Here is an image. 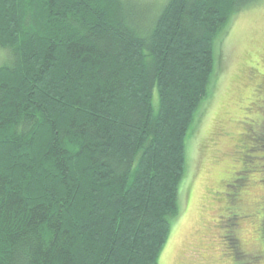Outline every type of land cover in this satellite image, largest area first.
Here are the masks:
<instances>
[{"label":"trees","instance_id":"obj_1","mask_svg":"<svg viewBox=\"0 0 264 264\" xmlns=\"http://www.w3.org/2000/svg\"><path fill=\"white\" fill-rule=\"evenodd\" d=\"M260 1L0 0V264H158L217 41Z\"/></svg>","mask_w":264,"mask_h":264},{"label":"rangeland","instance_id":"obj_2","mask_svg":"<svg viewBox=\"0 0 264 264\" xmlns=\"http://www.w3.org/2000/svg\"><path fill=\"white\" fill-rule=\"evenodd\" d=\"M227 28L216 44L217 70L195 114L180 208L158 264H264V257L249 255L233 260L228 248L234 235L246 253H264V151L253 152L245 162L238 154L244 132H253L259 117L264 119L249 108L262 105L264 110V83L255 80L264 74V0L244 8ZM8 59L0 48V66ZM263 132L257 135L264 139ZM237 192L238 203L232 198Z\"/></svg>","mask_w":264,"mask_h":264},{"label":"flooded vegetation","instance_id":"obj_3","mask_svg":"<svg viewBox=\"0 0 264 264\" xmlns=\"http://www.w3.org/2000/svg\"><path fill=\"white\" fill-rule=\"evenodd\" d=\"M263 62H264V58H263ZM264 75V74H263ZM263 75H261V76H263ZM259 74H258V76H257V78L255 77V80H258L259 82H263L264 83V77H261ZM258 88H257V91H262L261 90V86H260V84L258 83ZM264 96V95H263ZM259 123V122H258ZM234 180V179H233ZM227 186V184L225 185V187ZM238 196V197H237ZM241 195H236V199H237V201H235L236 203H238L239 202V197H240ZM239 205V204H238ZM236 206V205H235ZM240 206V205H239ZM239 210V209H238ZM241 214V213H240ZM234 217H238V215H235ZM261 229H262V233H261V235H260V240H262L263 241V243H264V222H263V220L261 221ZM231 236V239H229V246H228V248L229 249H231L232 250V252L234 253V255H233V260L235 259V258H238L239 256H243V255H246V256H255V257H252V258H262V257H264V253L263 254H260V255H254V254H252V253H246L247 251H245L244 250V248L242 247L243 245H242V243H241V239L240 238H238V237H234V235L232 236V235H230ZM262 238V239H261ZM233 241V242H232ZM263 248V252H264V246L262 247ZM242 250V253L240 254V255H238V253H237V251H239V250ZM261 256V257H260Z\"/></svg>","mask_w":264,"mask_h":264}]
</instances>
